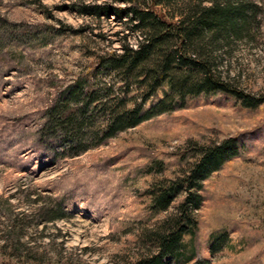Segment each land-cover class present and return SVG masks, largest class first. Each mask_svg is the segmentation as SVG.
<instances>
[{
    "label": "rangeland",
    "instance_id": "rangeland-1",
    "mask_svg": "<svg viewBox=\"0 0 264 264\" xmlns=\"http://www.w3.org/2000/svg\"><path fill=\"white\" fill-rule=\"evenodd\" d=\"M252 1L249 34L219 53L218 62L233 84L258 96L264 94V0ZM86 5L127 3L0 0V264H132L154 249L147 235L184 196L165 211L153 210L157 187L180 177L199 147L234 136L238 154L199 190L195 236L183 235L179 259L166 261L264 264V104L249 108L222 92L202 93L97 144L83 139L88 147L81 152L45 129L47 110L77 81L89 77L99 90L121 86L97 67V58L140 39L126 17L79 12ZM99 119L82 124L83 136ZM215 239L218 250L211 252Z\"/></svg>",
    "mask_w": 264,
    "mask_h": 264
},
{
    "label": "trees",
    "instance_id": "trees-1",
    "mask_svg": "<svg viewBox=\"0 0 264 264\" xmlns=\"http://www.w3.org/2000/svg\"><path fill=\"white\" fill-rule=\"evenodd\" d=\"M123 1L126 7L78 8L86 14L126 17L140 39L135 46L124 43L119 52L111 51L97 58V67L110 76L116 75L121 86L104 85L99 90L86 77L84 82L77 81L68 87L49 107L45 129L57 130L56 136L62 140L68 138L67 148L84 151L88 147L82 143L85 139L97 140V144L153 116L181 108L188 97L202 93L222 92L249 108L264 104V94L255 96L233 84L223 75L218 62L219 53L249 34L256 12L252 0ZM163 86V94L153 99ZM134 87L138 96L126 99L125 94ZM67 99L80 102L65 104ZM95 116L100 118V125L83 136L82 124L90 126ZM197 150L180 177L164 181L154 192L151 208L159 211L167 210L178 194L184 196L176 212L147 235L154 249L132 264H170L166 259H179L183 235L196 234L194 212L201 206L199 190L203 181L238 154L236 136ZM217 242L215 239L211 244V252L218 250ZM190 264L208 262L195 260Z\"/></svg>",
    "mask_w": 264,
    "mask_h": 264
}]
</instances>
